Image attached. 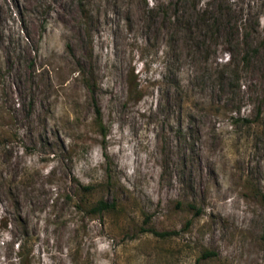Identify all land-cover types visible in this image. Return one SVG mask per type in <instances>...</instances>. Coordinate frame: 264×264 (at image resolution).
<instances>
[{"label":"rangeland","instance_id":"rangeland-1","mask_svg":"<svg viewBox=\"0 0 264 264\" xmlns=\"http://www.w3.org/2000/svg\"><path fill=\"white\" fill-rule=\"evenodd\" d=\"M0 264H264V0H0Z\"/></svg>","mask_w":264,"mask_h":264},{"label":"trees","instance_id":"trees-1","mask_svg":"<svg viewBox=\"0 0 264 264\" xmlns=\"http://www.w3.org/2000/svg\"><path fill=\"white\" fill-rule=\"evenodd\" d=\"M93 113H94V122L98 128V132L104 135V126L101 120V111L99 106L95 101H93ZM85 188H88L85 186ZM115 207L114 201H108L105 199H98L89 206L90 214H100L102 212H107ZM154 232V231H153ZM204 254L209 255L210 253L205 252Z\"/></svg>","mask_w":264,"mask_h":264}]
</instances>
